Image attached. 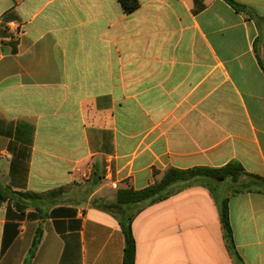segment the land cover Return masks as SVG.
<instances>
[{"label": "crops", "instance_id": "obj_1", "mask_svg": "<svg viewBox=\"0 0 264 264\" xmlns=\"http://www.w3.org/2000/svg\"><path fill=\"white\" fill-rule=\"evenodd\" d=\"M233 1L257 18L224 0H0V264H122L101 190L231 161L264 177V0ZM229 218L241 264H264V193L231 196ZM131 230L135 264H235L201 183Z\"/></svg>", "mask_w": 264, "mask_h": 264}, {"label": "trees", "instance_id": "obj_2", "mask_svg": "<svg viewBox=\"0 0 264 264\" xmlns=\"http://www.w3.org/2000/svg\"><path fill=\"white\" fill-rule=\"evenodd\" d=\"M125 14H131L139 7L138 0H117ZM235 10L244 13L248 18H257L251 14L247 8L233 0H224ZM195 10H202L204 5L201 0H194ZM94 180V179H93ZM98 180H94L93 185H97ZM201 183L206 186L211 195L215 198L219 212V219L223 231V237L227 249L235 264H241V259L235 250L233 232L229 218V199L231 196L245 192L264 193V177L251 174L245 171L243 166L236 161H231L218 168L193 167L188 169L168 168L153 184L135 190L131 187L118 188L115 191V199L108 205L105 211L113 215L123 232L124 247L122 264H135V240L131 230V223L135 216L145 207L160 202L175 194L182 188ZM229 185L228 194L218 196L216 188L219 185ZM52 194V193H49ZM14 205L18 209L25 206L19 200H26L38 195L31 193H15ZM9 197L0 191V205L7 201ZM119 208V210L117 209ZM39 243V236L33 243V247Z\"/></svg>", "mask_w": 264, "mask_h": 264}, {"label": "rangeland", "instance_id": "obj_3", "mask_svg": "<svg viewBox=\"0 0 264 264\" xmlns=\"http://www.w3.org/2000/svg\"><path fill=\"white\" fill-rule=\"evenodd\" d=\"M114 193L115 191L101 190L98 192L97 197L102 198V199H105V198L110 199L114 196Z\"/></svg>", "mask_w": 264, "mask_h": 264}, {"label": "water", "instance_id": "obj_4", "mask_svg": "<svg viewBox=\"0 0 264 264\" xmlns=\"http://www.w3.org/2000/svg\"><path fill=\"white\" fill-rule=\"evenodd\" d=\"M100 208L105 209L107 208V205H105L103 202L100 203ZM119 210V208H117Z\"/></svg>", "mask_w": 264, "mask_h": 264}]
</instances>
